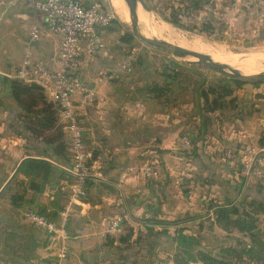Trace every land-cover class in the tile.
Listing matches in <instances>:
<instances>
[{"label":"crops","instance_id":"0c3cea01","mask_svg":"<svg viewBox=\"0 0 264 264\" xmlns=\"http://www.w3.org/2000/svg\"><path fill=\"white\" fill-rule=\"evenodd\" d=\"M249 8L254 14L262 10L257 4ZM113 22L100 29L94 60H87L82 43L72 70L96 88L97 97L81 120L92 178L85 198L71 204L73 158L67 123L59 116L54 82L36 73L37 65L55 70L62 36L49 34L45 13L22 0L0 8V233H7L0 235V264H175L181 232L200 235L201 249L216 257L220 249L228 250L230 255L222 256L226 261L263 263L264 252L260 261L249 260L246 252L253 245L260 250L264 241V183L245 182L239 172L250 151L264 159V83L232 89L222 105L204 97L208 74L198 67L188 70H198L200 85L194 74L179 79L174 67L147 62L107 80L102 73L119 68L131 48L123 41L129 34L123 23ZM24 70L26 78L20 76ZM8 81L35 86L40 94L19 97L24 105L8 93ZM183 134L193 139L188 160L174 154ZM228 149L236 151L234 162L224 157ZM148 165L160 172V181L131 172ZM177 177L196 183L193 200L175 185ZM234 204L245 205L255 218L258 245L218 222L219 209ZM68 207L64 243L60 235L26 219L30 212L44 216L60 234ZM115 217H124V222L117 232L108 233V221ZM9 233L10 245L3 241ZM63 246L65 259L60 258Z\"/></svg>","mask_w":264,"mask_h":264},{"label":"built area","instance_id":"2783aa9c","mask_svg":"<svg viewBox=\"0 0 264 264\" xmlns=\"http://www.w3.org/2000/svg\"><path fill=\"white\" fill-rule=\"evenodd\" d=\"M90 5H85L82 0H27V3L36 11H42L47 18V32L51 35L62 36L58 54L56 57V68L53 71L47 70L42 65L36 66V73L46 81H52L55 84L53 96L59 103V116L67 123L66 129L72 142L73 167L69 171L71 175L70 203H77L86 196L87 182L92 178V169L90 167L91 154L85 144V129L82 126V115L86 109L92 106L97 97L95 87L85 84L82 79L72 73L77 66V57L80 46L84 43V52L87 60H94L99 51V31L109 27L114 17L111 13L103 11L102 6L95 0H90ZM32 40H39V34L35 31ZM131 67V58H126L122 65L110 72H105L102 76L105 79H116L123 75ZM29 73L25 70L20 73L22 78H26ZM193 142L187 136H182L178 144L174 147V154L184 155L191 150ZM177 156V155H176ZM224 157L228 162H234L237 154L234 149H228L224 152ZM244 161L241 162L239 176L245 182L256 180L264 183V159L260 152L250 151L245 154ZM248 157V158H247ZM142 171L152 182H158L161 179L160 172L151 165L143 169H132L131 172ZM175 185L182 189L186 198L193 200L197 185L192 180H184L177 177ZM71 209L68 207L62 214V229L57 230L54 223L44 216L27 213L26 219L33 224L43 227L49 233L59 236L62 243L66 240L65 227ZM124 221L123 217H115L108 221V233L117 232ZM68 253L63 246L60 258L65 259Z\"/></svg>","mask_w":264,"mask_h":264},{"label":"rangeland","instance_id":"374dc122","mask_svg":"<svg viewBox=\"0 0 264 264\" xmlns=\"http://www.w3.org/2000/svg\"><path fill=\"white\" fill-rule=\"evenodd\" d=\"M10 1L13 0H7L3 3L7 4ZM22 1L30 9H33L29 5V3H27V0H22ZM144 1H146L149 7H151V9L156 14L157 18L160 17L161 19L166 20L167 22L177 21L185 25L187 28L193 31H186L182 29H178V30L181 32L189 33L194 36L205 38L210 43H217L218 45L226 47V49L228 50V52H226L227 55L232 56L234 54L235 56H237L240 54L244 56V54H248L249 51L251 50H264L262 49L264 48V0H144ZM3 3L0 4V8L2 7ZM103 4L105 5V7L109 9L108 10L109 12L107 13L113 14L114 21L123 23L127 33H131L130 24L123 22L118 17L116 11L113 8V4L111 3V0H104ZM256 4L258 6H261L262 10L260 13H255V14L250 12L251 14L254 15L253 17L254 19H252L251 21L246 10H248L247 9L248 5L251 6ZM143 15H146V13L144 12ZM231 56L224 58L228 60H232L231 58H233V56L232 57ZM129 57L131 58V67H141V65L146 62L149 63L151 67L159 68L167 65L168 67H174L176 70L179 71L178 72V75L180 76L179 79H183L186 75L194 74V76L192 75L194 78H196L198 81L202 80V76H198V74L196 73L198 70L197 71L188 70V67H194V66H188L184 62L173 58L172 56L166 54L165 52L152 49L151 47L147 46L146 44L142 43L141 41L135 38L132 47L129 49V51L126 54L125 59ZM207 74L208 76L207 77L205 76L206 78H204L205 80L204 93H206L204 97L210 96L211 103L217 104L218 91H215V86L219 77L209 72H207ZM201 83H202L201 81L198 82V85H200ZM226 100L227 99L222 98L221 104L222 105L225 104ZM213 107L217 108L215 105H213ZM182 136H187L191 139V141H193L192 137L189 135L183 134ZM192 149H193V145L191 147L190 152L186 154L184 153V155H178V153H176V155L178 158L181 157L184 160H188ZM0 235L4 237L7 235V233L2 232L0 233ZM3 241H5L8 245L11 244L10 233L8 234L7 238L3 239ZM251 241L253 240L251 239ZM10 250H11L10 246L9 247L7 246L5 251L8 254ZM255 263H243V264H255ZM260 264H264V262Z\"/></svg>","mask_w":264,"mask_h":264},{"label":"trees","instance_id":"16d2710c","mask_svg":"<svg viewBox=\"0 0 264 264\" xmlns=\"http://www.w3.org/2000/svg\"><path fill=\"white\" fill-rule=\"evenodd\" d=\"M100 3H102L101 6H103L104 0H98ZM104 12H109L107 7H102ZM248 10H253V8H249ZM106 12V13H107ZM248 14H251L250 11L247 12ZM170 24H172L175 27H178L182 30L186 31H193L187 28L185 25L177 22V21H168ZM114 23V22H113ZM124 43L132 47V44L134 42V37L131 33L125 34L123 37ZM7 88L8 93L12 97H16L17 101H21L23 103V100L18 99L19 97H25L27 99L32 98L33 96L39 95L38 88L35 86H28L18 83L17 81H8L7 82ZM245 83H239V82H231L223 78H219L217 81V84L215 86V91H218V98L217 100L220 101L222 98H231L233 95V88L239 89L245 86ZM4 88V89H5ZM25 105V103H23ZM193 142V141H192ZM71 180V178H70ZM89 182V181H88ZM87 182V184H88ZM217 220L218 222H221L224 227L228 228H234L238 229V231L243 232L247 234V236L252 239V243L257 244L256 242V236L254 235V230L256 228V220L255 218L246 210L245 205H230L228 208H222L219 209L217 213ZM203 243V238L200 235H192L187 236L185 234L178 233L177 237V245L180 250V254L178 256V260L175 261V264H190L195 261H201L204 264H236L232 261H226L222 258V256L227 257L229 256L228 250H222L220 249L219 256H214L212 252L205 251L201 249V245ZM260 250H257L255 248L257 247H251L248 252H246V257H248L249 260H257L260 261V255L264 252V241H260L258 245Z\"/></svg>","mask_w":264,"mask_h":264},{"label":"bare ground","instance_id":"6f19581e","mask_svg":"<svg viewBox=\"0 0 264 264\" xmlns=\"http://www.w3.org/2000/svg\"><path fill=\"white\" fill-rule=\"evenodd\" d=\"M111 3L118 17L123 22L130 24L132 17L126 3L124 4L123 0H111ZM144 12L146 15H143ZM154 19L157 18L152 19L145 10H141L140 26L142 32L147 36L181 46L203 55L212 56L216 58L218 62L232 66L236 75H257L264 72V50H251L248 55L244 56L240 54V56L237 54V56H235L233 54L232 60H228L224 57H229L231 55L226 54V52H228L226 47L218 45L217 43H210L205 38L181 32L158 19Z\"/></svg>","mask_w":264,"mask_h":264},{"label":"water","instance_id":"95a60500","mask_svg":"<svg viewBox=\"0 0 264 264\" xmlns=\"http://www.w3.org/2000/svg\"><path fill=\"white\" fill-rule=\"evenodd\" d=\"M7 0H0V4ZM130 13H131V34L132 36L151 47L152 49L165 52L166 54L172 56L175 59H178L188 66H194L201 68L209 73L216 75L219 78L226 79L231 82H239L245 84H259L264 83V72L257 75H236L234 73V68L230 65H226L224 63L218 62L216 58L203 55L181 46L171 44L165 42L160 39H156L144 34L141 30L140 26V12L141 10H145L151 17L157 18L154 11L149 7V5L144 0H124ZM160 21L165 23L168 26H171L176 29H180L178 27L173 26L166 20L158 17ZM248 55V54H244Z\"/></svg>","mask_w":264,"mask_h":264}]
</instances>
